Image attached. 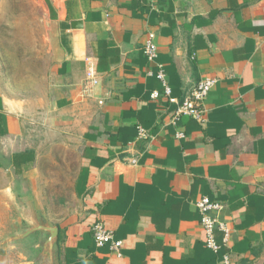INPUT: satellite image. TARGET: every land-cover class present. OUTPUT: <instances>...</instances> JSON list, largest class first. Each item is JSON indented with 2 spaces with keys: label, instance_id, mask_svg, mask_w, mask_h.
Wrapping results in <instances>:
<instances>
[{
  "label": "crops",
  "instance_id": "1",
  "mask_svg": "<svg viewBox=\"0 0 264 264\" xmlns=\"http://www.w3.org/2000/svg\"><path fill=\"white\" fill-rule=\"evenodd\" d=\"M42 5L48 76L34 94L0 92V242L27 211L59 226L55 264H264V0ZM204 78L217 82L203 122L175 118ZM202 198L223 206L218 251L206 245ZM97 223L119 252L96 245ZM43 240L1 246L0 264H43Z\"/></svg>",
  "mask_w": 264,
  "mask_h": 264
},
{
  "label": "rangeland",
  "instance_id": "2",
  "mask_svg": "<svg viewBox=\"0 0 264 264\" xmlns=\"http://www.w3.org/2000/svg\"><path fill=\"white\" fill-rule=\"evenodd\" d=\"M45 29L42 0H0V92L18 96L38 92V77L48 76L50 69ZM13 82L19 90L9 91ZM60 172L64 180L67 172Z\"/></svg>",
  "mask_w": 264,
  "mask_h": 264
},
{
  "label": "built area",
  "instance_id": "3",
  "mask_svg": "<svg viewBox=\"0 0 264 264\" xmlns=\"http://www.w3.org/2000/svg\"><path fill=\"white\" fill-rule=\"evenodd\" d=\"M144 52L148 57V59L151 61L157 57L158 51H157V46L155 44L154 34H149L148 40L144 47ZM87 77L91 84L97 83L95 73L93 72V70L90 69L88 71ZM158 79L161 81L163 85L164 96L167 97L171 102L177 103V100L171 97L172 95L171 87L169 86L166 80V76L163 70L159 72ZM216 82L217 81L213 78L202 79L193 89V91L184 98L182 103L179 104V108L176 111L175 118L179 117L181 114H186L194 118L197 122L202 123L206 114V110H205L206 100L211 90L216 85ZM159 96L160 94H158V92H154L153 99L157 100ZM139 137L140 138L147 137V132L142 127H139ZM197 205L203 216L202 226L206 236V245L208 246V248L214 251H218L220 246L215 239V230L218 228L224 232L225 242L228 241L229 238L228 226L223 222H219L214 215L218 213L220 210H222L223 206L219 202L211 201L209 198H202L197 203ZM93 234H94L95 243L98 247H102L110 244L112 250L119 252L122 243L119 241H115L113 233L108 229H106L102 223H97L93 226ZM225 263L231 264L228 257L225 258Z\"/></svg>",
  "mask_w": 264,
  "mask_h": 264
},
{
  "label": "water",
  "instance_id": "4",
  "mask_svg": "<svg viewBox=\"0 0 264 264\" xmlns=\"http://www.w3.org/2000/svg\"><path fill=\"white\" fill-rule=\"evenodd\" d=\"M18 222L21 225L20 230L15 235L7 237L0 242V247L39 233L44 238L41 244L43 264H55L60 234L59 226L42 220L36 213L27 211L21 212Z\"/></svg>",
  "mask_w": 264,
  "mask_h": 264
}]
</instances>
